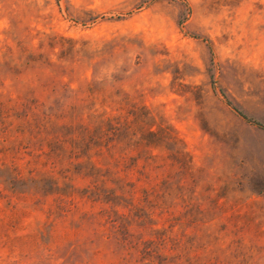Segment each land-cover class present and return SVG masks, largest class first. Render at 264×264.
Segmentation results:
<instances>
[{
    "label": "rangeland",
    "instance_id": "obj_1",
    "mask_svg": "<svg viewBox=\"0 0 264 264\" xmlns=\"http://www.w3.org/2000/svg\"><path fill=\"white\" fill-rule=\"evenodd\" d=\"M117 91L183 142L155 171L160 195L82 188L61 151L54 172L79 188L0 182V264H122V221L166 227L182 264H264V0H0V148L18 145L21 167Z\"/></svg>",
    "mask_w": 264,
    "mask_h": 264
},
{
    "label": "trees",
    "instance_id": "obj_2",
    "mask_svg": "<svg viewBox=\"0 0 264 264\" xmlns=\"http://www.w3.org/2000/svg\"><path fill=\"white\" fill-rule=\"evenodd\" d=\"M96 84L92 82L88 88L91 100L97 98ZM123 100L119 91L102 93V104L109 102L115 105L111 111L93 109L86 121L71 123V130L63 132L62 138L48 141L47 149L40 147V151L31 153L24 167L16 162L18 145L2 146L0 182L9 188H79L67 180L70 177L64 171L69 167L59 168V175L54 172L59 153L63 151L67 163L77 166V172L89 178L91 183L82 188H130V191L142 188L146 200H154L150 196L160 195L156 190L159 185L155 181L156 169L165 166L170 154L181 157L186 155V151L181 138L162 116L151 113L144 106L138 107L136 102H131L124 113ZM51 113H45V116L51 117ZM254 122L262 125L259 121ZM39 127L37 116H25L19 131L22 135L28 133L30 138ZM11 135L3 139L13 138ZM154 149H159V152H153ZM82 157H85L84 161L79 160ZM73 158L77 161L73 162ZM104 160L112 162L113 166L101 162ZM165 180L163 177L160 182ZM164 211L166 208L162 206L161 212ZM116 231L120 233L118 242L122 264L183 263L184 246L180 239L170 236L166 227H152L150 234L144 236L143 232L133 231L130 223L122 221Z\"/></svg>",
    "mask_w": 264,
    "mask_h": 264
}]
</instances>
